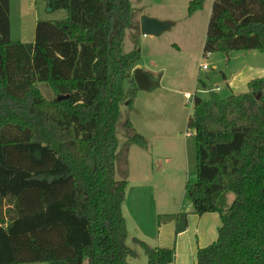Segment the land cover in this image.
<instances>
[{
  "label": "trees",
  "instance_id": "1",
  "mask_svg": "<svg viewBox=\"0 0 264 264\" xmlns=\"http://www.w3.org/2000/svg\"><path fill=\"white\" fill-rule=\"evenodd\" d=\"M43 1L67 17L39 19L33 41L23 42L11 39L10 0H0V264H131L128 181L116 177L121 104L132 102L124 81L137 87L138 53L123 51L131 1ZM203 4L192 0L188 13ZM250 50L264 52V0H214L203 54ZM124 125L129 142L147 144L130 120ZM188 127L194 213L217 212L222 222L194 264H264V77L244 93L195 95ZM189 214L163 218L178 234ZM134 241L148 264L175 259L174 248Z\"/></svg>",
  "mask_w": 264,
  "mask_h": 264
},
{
  "label": "rangeland",
  "instance_id": "2",
  "mask_svg": "<svg viewBox=\"0 0 264 264\" xmlns=\"http://www.w3.org/2000/svg\"><path fill=\"white\" fill-rule=\"evenodd\" d=\"M130 1L134 13L132 24L126 29L123 51H137L135 67L149 75L151 87L141 90L130 81H124L126 94L132 102L130 105L126 102L121 104L117 125L120 144L116 154V177L128 181L123 206L128 227L127 244L138 251V256L129 261L131 264H148L143 248L134 238L157 246L160 234L163 238L171 236L174 244L173 228L166 226L161 229L158 225L174 219L163 218V214L194 210L186 190L187 183H194L197 177L195 139L193 130L188 127L194 98L187 99L186 93L208 97L210 92L204 89L219 86L220 89L215 90L221 97H227L233 93L227 81L231 82L232 88L237 86L233 89L236 94L246 92L247 87L236 85L234 68L246 76H264V52L215 51L203 54L214 0H204L203 8L192 15L188 13L192 0ZM144 14L169 21L170 27L157 36L145 35L140 28V17ZM66 17L65 10H50L43 0H10L11 39H34L37 18ZM203 64H207L208 69L201 68ZM135 67L130 78H133ZM198 80L207 87L200 81L197 87ZM38 86L45 97L52 96L45 83ZM127 119L138 133L145 136L146 145L128 141L130 130L124 125ZM233 198L232 193L226 194L221 205L228 207ZM216 224L211 216H205L200 222L202 228L208 226L210 231ZM221 224L220 221L217 226ZM163 240L167 242V239ZM84 264L89 263L85 260Z\"/></svg>",
  "mask_w": 264,
  "mask_h": 264
},
{
  "label": "crops",
  "instance_id": "3",
  "mask_svg": "<svg viewBox=\"0 0 264 264\" xmlns=\"http://www.w3.org/2000/svg\"><path fill=\"white\" fill-rule=\"evenodd\" d=\"M38 20H39L38 18L35 20L36 23H37ZM31 41H33V39L32 40H28V41L24 40L23 42H31ZM236 52H244V51H236ZM245 52H248V53H241V54H250L252 52H255V50H250V51H245ZM252 68L253 67H251V69ZM245 69H247V68H245ZM236 71H237V68L236 69L234 68V72H235L234 74L235 75H234L233 79H234V81L237 82L236 85H238V86L241 85L243 87H247L248 88V82L251 79L260 77L259 75L255 76V77H250V76H246L244 74V72H236ZM262 77H264V76H262ZM199 81L201 82V84L203 86H205V88L207 87L206 84L202 80H198L197 87H198V85L200 83ZM227 84H228V86L230 87V89L233 92L231 94H236L237 92H235L233 89H237V86L232 88V86H231L232 84H231L230 81L229 82L227 81ZM215 89L219 90L220 87L217 86ZM215 89L211 88V90H209L207 88V89H204V90H205V92H211V91L217 92ZM195 95H198V94H194V97H195ZM201 96L207 97V96H204V95H201ZM137 205H138V202H137ZM123 206H124V204H123ZM186 212L190 213L189 214L188 228L185 231L181 232V233L176 234V232H175V220H171L168 223L167 222L166 223H162V224L158 223L159 228H161V229L166 227V226H171L173 228L174 244H173V238H171V236L169 238H166V237L163 238V237L160 236V234L158 236V242H157L158 243L157 246H167V247H171V248L175 249V259H174V261L172 263H169V264H194L196 259H197L198 248L208 246L210 243H212L217 238V235H218L219 226H217V225L221 221L219 213H217V212H209V213H205L203 215H197L196 213H194V210H191V209L186 210ZM205 216H211L213 221L217 222L216 227H215L214 230H211V231L208 230L209 224H208V226L205 229L202 228V226H200V222ZM163 239H167V240H165L167 242H163L164 241Z\"/></svg>",
  "mask_w": 264,
  "mask_h": 264
},
{
  "label": "water",
  "instance_id": "4",
  "mask_svg": "<svg viewBox=\"0 0 264 264\" xmlns=\"http://www.w3.org/2000/svg\"><path fill=\"white\" fill-rule=\"evenodd\" d=\"M50 10L51 7H49ZM170 27V22L161 20L149 15H142L140 17L141 32L145 35H160ZM133 78L137 87L141 90L150 88L151 81L149 75L140 67H135L133 71ZM259 98V96H258Z\"/></svg>",
  "mask_w": 264,
  "mask_h": 264
},
{
  "label": "built area",
  "instance_id": "5",
  "mask_svg": "<svg viewBox=\"0 0 264 264\" xmlns=\"http://www.w3.org/2000/svg\"><path fill=\"white\" fill-rule=\"evenodd\" d=\"M201 67L204 68V69H207L208 65L207 64H203ZM185 96H186L187 99L194 98V95L192 93H190V92H187Z\"/></svg>",
  "mask_w": 264,
  "mask_h": 264
}]
</instances>
